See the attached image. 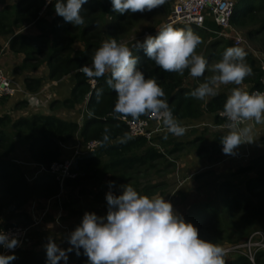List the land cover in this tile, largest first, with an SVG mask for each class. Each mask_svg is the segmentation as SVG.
I'll list each match as a JSON object with an SVG mask.
<instances>
[{
  "label": "trees",
  "instance_id": "16d2710c",
  "mask_svg": "<svg viewBox=\"0 0 264 264\" xmlns=\"http://www.w3.org/2000/svg\"><path fill=\"white\" fill-rule=\"evenodd\" d=\"M55 2L56 0H53L43 10V0H15L14 3L6 1L3 8H0V39L9 38L6 52L22 57L20 64L14 66L13 70L23 76V85L29 92L40 90L44 85L45 78L30 76L28 73L44 69L46 79L49 81H59L68 75H73L75 82L69 96L61 100H53L50 103V109L56 105L75 109L84 104L85 115L82 123H78L62 119L53 113H42L38 108L27 109L31 113L28 116L12 117L9 113H0V230L20 222L24 225L31 224L30 222L33 220L28 208H25L33 199L45 202L52 198L69 216H77L74 230L82 222L85 212L102 215L99 208L78 209L77 204L81 202L80 199L91 197L96 204L102 203L103 190L109 188L110 181L114 182L115 187H118L117 195L122 192L120 186L125 184H131L138 193L140 190L143 191L140 193L141 195L151 196L156 191H163L162 188L165 187L163 180L147 182L139 188V175H134L136 173L135 166L138 169L142 166L146 169L156 168L157 164L161 163L158 159L165 155L158 149L160 147L175 152L184 147L185 143L193 146L200 141L204 142L197 134L193 140H190L189 137H183L185 139L182 137L180 139L171 138L169 132L154 137L153 140L157 142L154 145H150L144 137H130L127 126L121 120L122 116L114 113L116 93L106 84L108 75L95 78L96 85L91 88L88 77L81 71V66L91 65V58L101 46L102 41L116 39L113 33L121 29L122 21L128 12L120 14L113 11L111 0H87V3L82 5L81 11L85 23L74 26L65 22L55 13ZM169 7L170 4L166 0L164 5L158 9L167 13ZM231 24L235 28L247 30L248 37L264 33V0H235ZM30 26L36 32L30 34L22 32L24 28ZM160 26L151 31L153 36L157 34ZM173 27L191 29L201 37L202 42L207 37L211 38L208 43L209 49L204 55L207 62H217L222 58L224 49L234 46L233 43L229 45L228 40L218 37L213 32V30L219 29L214 23L206 22L204 27L190 24H175ZM200 45L196 49L197 54H199ZM219 45L224 48L215 51ZM126 46L130 47L131 45L127 44ZM1 48L0 44V51ZM244 49L247 53L245 60L251 67L252 73L245 78L243 84L249 85L248 90L260 88L262 83L259 79L262 71L258 66V60L250 51ZM131 50L133 55L139 57L138 68L143 71L145 77L155 79L164 90V98L167 100L173 116L178 119H187L191 125L197 124L196 120L201 121L204 115H209L210 118L207 119L209 123L213 121L214 125L225 122L217 113L223 111L224 103L230 93L218 92L207 100L193 99L188 94L197 87V84L192 87L185 86V79L190 76L188 70H185L183 75L165 72L156 66L155 62L150 60L142 49L136 50L133 46ZM7 100L8 98L0 100V104H4ZM14 106L27 108V101H18ZM144 116L147 115L140 117ZM128 118L135 119L131 116ZM196 128H191L190 132H195ZM125 133L129 138L125 142H121ZM75 135H79L83 142L90 140L105 142V148L99 150L93 157L79 158L75 165L77 169L74 168L77 176L66 179L63 189L56 176L47 170L37 173L32 180H28V176L35 174L34 171L38 164L48 169L51 163L59 161L62 157L61 144L71 141ZM105 135L108 136L106 141L104 140ZM223 135L226 134H216L213 140L214 143L218 141L219 145L212 141L218 147L220 154L223 152L221 143ZM22 146L26 152L21 151ZM200 149L202 148L197 151L200 152ZM219 153L216 155L219 156ZM19 155L20 159H18ZM27 162L30 166L24 165ZM246 172H252L255 176L245 181V191L238 189L229 181H223L220 184L223 187L224 196L229 197L222 220L225 225H221L222 221L210 225L212 226L211 231H216L220 235L217 237L225 238V242H241L253 228L252 224L248 225L253 219L259 218L264 222V153L253 157L248 165L238 167L235 173ZM107 176L109 178L105 182ZM63 190L66 194L60 197V202L57 197L61 192L63 193ZM180 192L183 191L180 190ZM201 209L202 211L198 214L192 211L190 214L189 211L186 216L195 219L192 224L197 227L199 236L204 239L200 232L205 230L206 223H198L196 217H201L204 214V217L215 221L218 212L208 203ZM236 211L241 212V215L248 221L245 220V226L238 225L235 229L227 231L229 218ZM35 228L39 229V225H35ZM46 232L49 234L48 238L56 239L54 242L64 241V244L66 243L63 248L66 251L67 259L62 258L59 264H89L83 249L77 250L70 244L68 245L69 240L65 234H62L57 240L54 234L48 230ZM32 238L28 233L20 247L9 249L4 254L15 257L9 261V264H47L46 248L37 250L27 245V240ZM224 241L213 240L212 242L221 246ZM39 243V240L33 242L34 245ZM78 251L79 254H77ZM235 253L232 258L224 257L225 264H252L245 255L239 252ZM255 262L264 264V250H259L256 253Z\"/></svg>",
  "mask_w": 264,
  "mask_h": 264
},
{
  "label": "clouds",
  "instance_id": "9594fccd",
  "mask_svg": "<svg viewBox=\"0 0 264 264\" xmlns=\"http://www.w3.org/2000/svg\"><path fill=\"white\" fill-rule=\"evenodd\" d=\"M165 2L111 0L113 11L120 14L150 12ZM85 3L87 0H56L55 13L65 22L80 26L85 23L81 15ZM201 42V37L191 29L164 25L155 36L137 40L134 47L142 49L165 72L183 75L188 70L192 77L198 78L209 70L204 56L196 52ZM246 55L243 47L226 48L222 58L211 65L213 75L188 94L203 100L216 95L220 85L237 86L231 89L222 111L228 121V132L221 137L224 154H232L239 145L251 143L254 125L264 124V92H248L239 87L252 73ZM138 64L139 57L113 38L102 41L91 58V66L83 65L81 71L90 79L108 75L106 84L116 93L114 113L133 118L151 115L160 119L172 135H184L186 128L173 116L164 90L155 79L146 78ZM128 138L125 133L121 142ZM104 140H108L107 135ZM113 186L114 182L110 181L109 188ZM120 187L119 195L106 193V216L85 212L82 222L69 236L70 245L77 250L82 248L89 264H225V250L201 238L197 227L177 214L171 202L161 196L141 195L131 184ZM17 245L14 236L0 231V246L14 249ZM46 251L47 264H59L62 258L67 259L66 251L52 239ZM14 258L0 254V264H9Z\"/></svg>",
  "mask_w": 264,
  "mask_h": 264
},
{
  "label": "rangeland",
  "instance_id": "374dc122",
  "mask_svg": "<svg viewBox=\"0 0 264 264\" xmlns=\"http://www.w3.org/2000/svg\"><path fill=\"white\" fill-rule=\"evenodd\" d=\"M6 1L8 3L15 2V0H4L3 3L0 4V8H3ZM169 10H167V13L158 8L154 9L153 11H150V12L145 11L143 13L128 12L125 16V19L122 21L121 29L118 31H114L113 36L116 37V40L119 43L121 44L128 43L129 46L131 45L129 48L132 49V47L135 45L137 40L140 41L145 38L144 35L146 32L150 33L152 30H154L157 27L159 23L165 21L166 16L169 13ZM211 27L213 28V25H211ZM233 28L236 29V31L239 33V35L243 39V43L240 45V47L250 49V50L251 49L257 50L259 53L264 54V35H262L264 33H260L253 37L251 36L248 37L247 30L239 29L235 27ZM22 32L26 34H30L36 31L32 28V26H30V27L24 28ZM225 39L228 40V42H230L229 45L232 44V41L229 38H225ZM210 40L211 38H208V37L203 40L198 50L200 55L204 56L206 54L207 50L209 49L208 43ZM0 43H1V40H0ZM78 46L80 45L78 44ZM5 47L6 46L4 45L3 47L4 49H1L0 51V65L3 68L4 66L2 64L6 60H9L10 63H14V61L22 60V57L19 55L13 56L14 55L13 53L7 54ZM223 48L224 46L219 45L218 48H215V51L222 50ZM212 64H214L213 61L208 62L209 70H206L205 74L202 77L195 78V77H192L191 75L188 76V78H186L184 82L185 86L192 87V85L194 84H197L198 86L200 83L204 82L209 76L213 75V73L210 71ZM244 85L245 84H242L239 87H241L243 90L247 89L244 87ZM233 87H237V86L231 85V84L230 85H220L216 89V93L218 92L230 93ZM42 91L44 95L46 93L45 96L47 99V100H44V105H46L48 102L51 103L53 100H55V95H52L50 91L47 92L46 90H44V88L42 89ZM208 98H210V96L204 98V100H207ZM0 105L2 106V109H0V113L6 112V113L11 114L12 117H17L21 115L28 116L31 114L29 111H27V108L24 106L15 107L14 105H12L11 107H7V106L5 107V104H0ZM56 107L60 109L63 108L61 105H58ZM203 122H205V124H202L199 127H197L195 129L196 130L195 132L193 131L190 132L191 128H187L184 135L175 136L170 133L169 137L176 138V139L178 137H182V138L189 137L190 140L191 139L193 140L195 134H197L200 136V138L204 140V142L200 141L199 143H197L198 145L195 144L193 146H189V144L185 143L184 147H181L179 150H176L175 152H170L169 149L160 147L158 149L161 152H164L165 154L161 157L162 160H160L161 158L158 159L159 162L161 163H158L156 168H148V169H146L144 166L138 169V167L135 166L136 173L134 175H139L138 177V182L140 184V186H138L139 188H141V186H143L147 182L163 180L165 182L164 184L165 187L162 188L163 191L161 190L156 191L154 195H151L149 197L150 198H154L156 196L164 197L165 200L171 202L174 211L177 214L182 215V217L185 219L186 222L192 223L193 220H195L193 217H187L186 216L187 212L190 211V214H191V211H192L198 214V212L202 211L201 208L203 207V205H205L206 203L210 204L214 210H217L218 212L217 214L219 215L216 214L217 218L215 219V221L213 219L210 220L208 217H204V214L201 217L200 216L196 217V220L198 221V223L200 224L206 223V225L204 226L205 230L203 232H200V235L204 237V239L206 240L224 241L225 238L217 237L220 235H218L216 231H213V232L211 231L212 230L211 225H214V223L217 224L218 222L220 223L224 219L223 214H224V211L226 210V202L229 200V197L227 195L224 196V192H223L224 190L220 184L223 181H229L233 183V185L237 187L238 189L245 191L246 189L244 185L245 181L250 177H254L255 174L252 172L236 174L235 172L237 171L238 167L240 166L244 167L248 165L249 161L253 157L260 155L259 154L260 152L251 146L252 145L254 146L255 144L259 143L260 138L264 136V130L262 128H259V125H262L264 127V124L254 125V129H253L254 141L253 142L243 143L235 149L236 153L229 154V155L227 154V156L226 154H224V156H222V154L218 152V147L216 146V145H219V142L217 141V143H214L213 140L215 139L216 134H219V133L227 134L228 128H226L227 127L226 122H224L221 126L220 125L215 126L213 124V121L209 123V122H206V120H204ZM212 141L216 145H214ZM152 142L153 143H150V142L148 143L150 145L152 144L154 145L157 143L154 140ZM199 148H202L200 149L201 150L200 152L197 151V149ZM22 150L26 152L23 146L21 148V151ZM217 152L219 153V156L216 155L218 154ZM263 153L264 152H262L261 154ZM21 155H24V154H21ZM182 156H184L185 158L191 159L189 160L190 161L189 165L191 166L187 167V165H184L183 162H185L187 159L185 158L181 159ZM229 157H231L232 159H227ZM18 159H20V155ZM161 167H163V169H161ZM162 172L164 173L166 172L167 174L165 173L162 176L161 175ZM107 178L109 177L108 176L106 177L105 182L108 181ZM115 186L116 185H114L111 189L106 188L103 190L104 199L102 200V203L98 204L99 209L102 214L101 216H106L107 211H108L106 193L108 191H112L114 194L117 195L118 187H115ZM179 189H181V191L183 190V192L181 193ZM96 190H99V189L96 188ZM140 193H143V191L140 190ZM65 194L66 193L63 190V193L61 196H64ZM85 199H82V200H85ZM86 205H88V203L84 204L83 206L86 208ZM27 208H29V206H27L25 209ZM48 209L49 210L47 214L45 215V218L42 219L38 225L42 226L43 223H44V227L45 225H47L45 230H48L50 233L54 234L55 237H57V239H60L61 232H64L69 240V236L71 232L73 231L74 225L77 222V216L76 215L69 216L68 213L66 212L67 216H65L63 219H59L56 216L55 221L45 223L46 221L49 220L50 216L48 215L50 213L52 215H55V212L51 211L52 210L51 208H48ZM28 212L32 213L31 218L33 220H37L39 218L38 214L42 216L41 214L42 212H37L36 209L35 210L33 209V211L28 209ZM241 214L242 213L239 211H236L235 213H233V216L229 218L230 222L227 223L228 224L227 231L235 229L238 225L245 226V222H246L245 220L248 221V219H245V217H243ZM249 224H252L253 228L251 229L249 235L247 237H244L241 240V242L239 241L238 242H230V241L225 242L224 241L221 247L225 249L234 244L235 245L243 244L247 240V238L250 236V234H252L253 232L255 231L264 232V222L261 221L259 218L253 219L251 223H248V225ZM29 225L28 224L24 225L21 222L17 224V226H21V227H27ZM221 225L222 226L225 225L223 221ZM208 227H210L211 229L208 230L207 229ZM30 242L27 243V245L30 248L33 247L34 249H37V250L39 249L38 246L36 247L33 244L34 241H30ZM56 244L59 246V248L63 250H64L63 246L66 245V243L64 244V241L60 243H56ZM69 244L70 243H68V245ZM43 246H46V245L43 244ZM225 253H230V254H225L224 256L225 258H232L234 254H236L235 251L233 252L231 250L226 251Z\"/></svg>",
  "mask_w": 264,
  "mask_h": 264
},
{
  "label": "built area",
  "instance_id": "2783aa9c",
  "mask_svg": "<svg viewBox=\"0 0 264 264\" xmlns=\"http://www.w3.org/2000/svg\"><path fill=\"white\" fill-rule=\"evenodd\" d=\"M43 1L44 10L53 0H51V2H48V0ZM234 6L235 0H174L171 4L168 16L157 31H159L160 28L164 25L173 26L175 24H190L197 27H204L205 23L209 22L214 23L219 28L218 30H213V32L216 33L218 37H222L224 39L229 38L234 46H240L243 43V39L231 24ZM147 35H152V32H146L144 37H146ZM127 44L128 43L124 45ZM247 50L250 51L258 60V66L262 71V75L259 79L262 83V87L253 88L252 90H244L248 92H264V54H261L257 50L253 49ZM88 82L91 88L96 85L95 78H88ZM20 91L21 89H19L15 85L9 73L0 65V100L12 98L16 96L17 93ZM26 99L27 109H40L41 106L44 105V100H47L46 96L43 94L42 89L35 92H29ZM217 114L225 120L226 124H228L226 117L222 115V111H219ZM175 118L186 129L199 127L200 125L205 124L203 122H200L191 125V123H183L185 119H178L177 117ZM121 120L127 126L130 137H144L150 143H152L154 137L164 133H168L167 129L163 126L162 121L158 118H154L151 115L135 119L122 116ZM222 124H220V126ZM102 145L103 142L99 140H90L86 142H83L81 140L72 145H67V143H63L61 144L62 157L59 161L51 163L48 169L38 164L37 168L34 171L35 174H33V176H28L27 178L28 180H32L37 173L47 170L49 173L54 174L56 176L61 188L63 189L66 179L75 178L77 176V172L74 170L76 165V158L85 156L86 154L92 151L98 152L101 149ZM24 165L30 166L28 162L24 163ZM61 193L60 196L57 197L58 201L60 202V197L62 195ZM53 202L54 198L48 199L45 201L44 206L39 209L37 207V200L33 199L31 201V204L29 205L30 210L33 211V209H36L37 212H42V216L38 214L39 218L37 220L32 219L33 222L30 226H35L39 224L42 219H44L45 215L49 210L48 208L52 207ZM30 226L21 227L14 225L6 229H2L0 231L9 234L10 237L14 236L18 240V245L14 248L16 249L20 247L23 241L26 239V234ZM1 248V254L3 255L6 254L9 250L8 248H5L3 246H1ZM224 250L225 252L229 250L233 252H239L245 255L251 261L252 264H256V253L259 250H264V232L255 231L250 234V236L243 244L232 245L228 248H225Z\"/></svg>",
  "mask_w": 264,
  "mask_h": 264
},
{
  "label": "crops",
  "instance_id": "0c3cea01",
  "mask_svg": "<svg viewBox=\"0 0 264 264\" xmlns=\"http://www.w3.org/2000/svg\"><path fill=\"white\" fill-rule=\"evenodd\" d=\"M3 1L4 0H0V4L3 3ZM167 1L169 2L170 7H171V4H172V2L174 0H167ZM161 23H159L157 26H159ZM0 40H1V43H2V44L0 43L1 46H2L1 49H4L3 48L4 45L7 47V42L9 40V38H7V39H0ZM3 43H4V45H3ZM7 54H10V53L7 52ZM13 56H15V55H13ZM20 62L21 61H14V63H10L9 60H6L2 64L4 66V69L9 73V75L13 79V82L15 83V85L19 89H21V91L18 92L16 96H14L12 98H8V100L4 103L5 104V107L6 106L7 107H11L12 105H14L15 103H17L18 101H22V100H26L27 101L26 97L28 96L29 91H27L25 89L24 85H23L24 84L23 83V76L20 75V74H18V73H16L13 70L14 66L20 64ZM45 72L46 71H44L43 69H41V70H39V71H37L35 73H28V75H30V76H42V77H44L45 78V81H44V85H43V87L41 89L44 88V90H46L47 92L50 91L52 93V95H55V100H61L63 98L68 97L69 94H70V90L72 89V86L74 85V82H75L74 76L73 75H68V76H66L65 78H63V79H61L59 81H51V80L49 81V80L46 79V73ZM248 86H249L248 84H245L244 85L245 88H247ZM45 95H46V93H45ZM56 106H58V105H56ZM56 106H54L53 108L50 109V103L48 102L46 105H42L39 110L42 113H46V114L53 113V114H55L56 116H58V117H60L62 119H69V120L76 121L78 123H81V121L84 118V115H85V107H84V104H81V105L77 106L75 109H67V108H61L60 109V108H58ZM0 109H2V106L1 105H0ZM207 118H210V116L209 115H204V118L202 120L200 119L201 121H198V120H196V121L198 123H200V122H202L204 120H206V122H209V120ZM183 123H186L187 124V123H189V121L187 119H185L183 121ZM259 128H262L264 130V127L262 125H259ZM178 139H180V137H178ZM78 141H81V138H80L79 135H75L74 138L71 141L67 142V145L75 144ZM254 144H255V142H254ZM251 147H253L254 149L258 150L260 152L259 154H261L262 152H264V136L260 138L259 143L255 144L254 146L252 145ZM234 153H236L235 150L233 151L232 154H234ZM222 156H224V153L223 152H222ZM226 156H227V154H226ZM183 158H185V157L182 156L181 159H183ZM185 159H187V160L185 162H183L184 165H187V167L191 166V165H189L190 164V161L189 160H191V159H189V158H185ZM227 159H232V158L229 157ZM193 168H195V167H193ZM163 174H165V173L164 172L161 173L162 176H163ZM192 181H194V180H192ZM180 190L181 189H179V191ZM80 201L81 202H79V204H77V208L78 209L84 210L85 207L83 205L86 204V203H88V205H86V208H88V207L99 208L98 204L94 203V201L92 200L91 197H88L86 200H83V201H82V199H80ZM53 203L54 204L51 207V209H52L51 211H54L55 212V215H52L50 213L48 215V216H50V218L45 223L55 221L56 216L59 219H63L65 216H67L66 211L60 205H57L56 202H53ZM30 204H31V202H30ZM44 204H45V202H43V201L42 202H39L37 200V207L39 209H41L44 206ZM28 209L30 210V206H29ZM30 215H31V213H30ZM46 227H47V225H45V227H44V223H43L42 226L41 225L39 226V229L35 228V226L34 227H31L30 226L28 228L27 234L29 233V235L32 236L33 238L32 239H28L27 240V243L30 242V241H34V240H39L40 243L38 245H35V246L36 247L38 246V248H41V249L42 248H46V246H43V244L44 245H47V243H48V241L50 239V238H48L49 237V234H47V232H46L47 230H45ZM62 234H65V233L64 232H61V235ZM55 240H53V241H55ZM57 240H59V239H57ZM57 243H59V242H57ZM1 253H2V248L0 246V254Z\"/></svg>",
  "mask_w": 264,
  "mask_h": 264
},
{
  "label": "water",
  "instance_id": "95a60500",
  "mask_svg": "<svg viewBox=\"0 0 264 264\" xmlns=\"http://www.w3.org/2000/svg\"><path fill=\"white\" fill-rule=\"evenodd\" d=\"M82 121H83V120H82ZM82 121H81V123H82ZM105 145H106V143L104 142L100 150H103V149L105 148ZM96 154H97V152L92 151V152H89L88 154H86L84 157H86V158H90V157L95 156ZM79 158H81V157H77V158H76V161H77ZM75 169H77V167H75Z\"/></svg>",
  "mask_w": 264,
  "mask_h": 264
}]
</instances>
